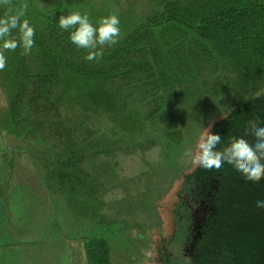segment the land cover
<instances>
[{"label": "trees", "instance_id": "trees-1", "mask_svg": "<svg viewBox=\"0 0 264 264\" xmlns=\"http://www.w3.org/2000/svg\"><path fill=\"white\" fill-rule=\"evenodd\" d=\"M27 1L12 7L27 5L22 19L35 29L34 47L5 52L0 131L23 143L73 217L108 229L132 227L133 216L151 227L154 192L177 171L205 118L227 110L213 132L218 149L244 136L249 120L264 127V0H148L142 14L130 5L88 11L81 0ZM77 10L94 26L119 16V42L105 45L99 60H86L72 30L59 26ZM5 11L0 6V17ZM188 180L194 193H211L193 264H264V208L256 207L264 179L249 181L225 163L197 166ZM107 194L120 200L109 203ZM82 238L88 264H113L105 237Z\"/></svg>", "mask_w": 264, "mask_h": 264}, {"label": "rangeland", "instance_id": "rangeland-1", "mask_svg": "<svg viewBox=\"0 0 264 264\" xmlns=\"http://www.w3.org/2000/svg\"><path fill=\"white\" fill-rule=\"evenodd\" d=\"M29 1L44 6L54 0ZM79 4L88 11H115L130 5L142 14L149 9L148 0H81ZM6 104L0 88V110ZM226 113L227 110H216L205 118L198 134L188 140L186 152L195 153L200 137L213 133ZM185 153L178 159L177 171L154 192L151 207L155 219L151 227L136 225V218L124 213L120 217H130L132 227L113 225L105 229L101 222L73 217L66 203L46 189L42 173L23 143L0 131V264H87L82 236L91 235L109 241L113 264H192L189 251L182 253L187 223L190 227L182 206L183 196L191 188L188 175L197 165ZM112 194L105 197L109 203L120 200L112 201ZM195 223L194 219L193 229Z\"/></svg>", "mask_w": 264, "mask_h": 264}, {"label": "clouds", "instance_id": "clouds-1", "mask_svg": "<svg viewBox=\"0 0 264 264\" xmlns=\"http://www.w3.org/2000/svg\"><path fill=\"white\" fill-rule=\"evenodd\" d=\"M0 6L7 9L0 17V71H2L7 63L6 51H15L22 47V55L30 54L34 47L35 29L30 26L28 19H22L26 15V4L14 9L12 0H0ZM59 26L63 30H72L71 42L78 48L87 50L85 59L88 61L101 59L105 45L113 46L119 42L120 19L115 12L100 18L94 26L87 13L77 10L61 15ZM13 30L18 31V39L12 36ZM249 135L255 138L254 143L245 138ZM221 140L219 134L209 131L200 137L195 153L189 151L185 154L191 156L194 165L204 169L219 170L227 163L249 181L258 183L264 179V127L259 126L257 120L247 122L244 136L232 137L226 146L218 149ZM256 207L264 208V200L256 201Z\"/></svg>", "mask_w": 264, "mask_h": 264}, {"label": "flooded vegetation", "instance_id": "flooded-vegetation-1", "mask_svg": "<svg viewBox=\"0 0 264 264\" xmlns=\"http://www.w3.org/2000/svg\"><path fill=\"white\" fill-rule=\"evenodd\" d=\"M207 195L210 196L211 193L208 192ZM208 196H203L202 192L194 193L192 187L187 191V194L183 196L184 200L182 207L184 208V210H188L191 215L190 227H189L190 231L189 234L186 235L185 243L182 250V253H184V255H186L185 249H187L189 252L191 249L192 252L194 251L193 249L195 245V240H197L202 233L204 218L207 214V210L209 209V202H211V198H209ZM195 217H196L195 219L196 223H195V228L193 229L192 224H194ZM172 247L175 249L174 245H172ZM189 259L193 264V255L189 256ZM86 262L88 264L87 260Z\"/></svg>", "mask_w": 264, "mask_h": 264}, {"label": "water", "instance_id": "water-1", "mask_svg": "<svg viewBox=\"0 0 264 264\" xmlns=\"http://www.w3.org/2000/svg\"><path fill=\"white\" fill-rule=\"evenodd\" d=\"M194 219H196V217ZM192 255H193V252H192V249H191L190 252H189V256H192Z\"/></svg>", "mask_w": 264, "mask_h": 264}]
</instances>
